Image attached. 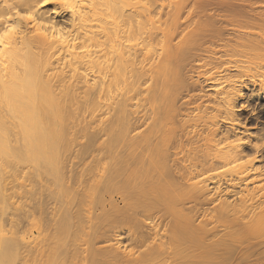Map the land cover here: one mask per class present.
Segmentation results:
<instances>
[{"label":"bare ground","instance_id":"1","mask_svg":"<svg viewBox=\"0 0 264 264\" xmlns=\"http://www.w3.org/2000/svg\"><path fill=\"white\" fill-rule=\"evenodd\" d=\"M263 1L0 0V264H264Z\"/></svg>","mask_w":264,"mask_h":264},{"label":"rangeland","instance_id":"2","mask_svg":"<svg viewBox=\"0 0 264 264\" xmlns=\"http://www.w3.org/2000/svg\"><path fill=\"white\" fill-rule=\"evenodd\" d=\"M263 4H264V1L262 3H260L259 6L256 7V9L258 11L263 10L264 9V5ZM50 8H52V5H47V6H45L44 9H50ZM68 18H69L68 13L63 12L60 16L54 17L53 19L58 21L59 23H61V21H66ZM187 75H188V80L192 81V79H189V74H187ZM199 85H202V83L199 84ZM242 88H243L242 90H243L244 96L242 97V99H240V98L237 99V104L241 105L240 107H242V105L243 106L246 105V104H243L244 102H242V101L245 99V95L249 92L248 88H252V87H248L246 85H242ZM206 89H207L206 91L208 93H210V92L212 93V90H210V89L208 90V88H206ZM198 102H200V101H198ZM258 102L260 104L263 103L261 105H264V98H261L260 100H255V102H251V103H252V105H254V104L257 105ZM240 107H239V109H240ZM244 110H245L244 107H242L241 110H239V111L243 114V116H246V115H244V114H246V112ZM261 127L262 128L264 127V117H263L262 122H261ZM255 132H256L255 130H251V131L247 132L248 135L246 133H243V134L246 135V136H252L254 134L253 135V137H254V136H256ZM81 142H83V141H81ZM245 154L248 155V157H250V158L253 157V156L257 157V155H254L253 152L250 151V150H245ZM257 159H259V161L264 160V150H263V152H261V157H258ZM255 165L258 166L259 163L255 164ZM10 168H11L12 174H16L17 173L16 176L14 177L17 181L15 183L16 186H13L12 188H11L10 184L9 185L7 184L6 186H4L5 182H3V181H1V183H0V185L3 184L2 188H0V207L6 205L3 210H2V208L0 209V214L3 213V216H5V215L7 216V213H10V212H14V213L16 212L14 210V208L12 207V205L16 206L18 204L20 205L22 203H28L30 206H32L31 200L28 197H25L24 193L22 192V189H20V186H19V184H20V182L22 180L19 177L20 176V169L17 170V172H15V170H14L15 168L14 167H10ZM10 168H7V170L10 169ZM24 171L29 173V172H31V169L27 170V168H25ZM261 183L264 184V181H261ZM27 188H30V186H28ZM3 198L5 199L6 204H1V202L3 201ZM98 245H100V244H98ZM101 246H103V245L101 244Z\"/></svg>","mask_w":264,"mask_h":264},{"label":"snow or ice","instance_id":"3","mask_svg":"<svg viewBox=\"0 0 264 264\" xmlns=\"http://www.w3.org/2000/svg\"><path fill=\"white\" fill-rule=\"evenodd\" d=\"M27 19H31V17H26ZM17 31L15 26L8 27V29L4 32H0V44H3L5 38L11 37Z\"/></svg>","mask_w":264,"mask_h":264},{"label":"clouds","instance_id":"4","mask_svg":"<svg viewBox=\"0 0 264 264\" xmlns=\"http://www.w3.org/2000/svg\"><path fill=\"white\" fill-rule=\"evenodd\" d=\"M25 19H27L26 17H25ZM12 26H15V25H11V26H9V27H12ZM16 27V26H15ZM8 38H5L4 39V41H3V44H5V41L7 40Z\"/></svg>","mask_w":264,"mask_h":264}]
</instances>
